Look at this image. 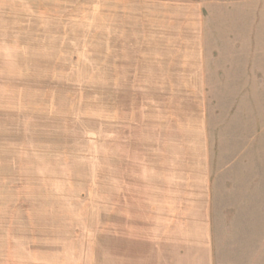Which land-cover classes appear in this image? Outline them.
Returning <instances> with one entry per match:
<instances>
[{
    "label": "rangeland",
    "instance_id": "rangeland-1",
    "mask_svg": "<svg viewBox=\"0 0 264 264\" xmlns=\"http://www.w3.org/2000/svg\"><path fill=\"white\" fill-rule=\"evenodd\" d=\"M215 4L218 10L234 8L236 34L244 35L249 27L251 60L249 71L236 64L242 69H235L231 84L213 87L208 102L202 103L206 117L199 122L206 131L200 173L206 172L210 181L201 205L210 207L209 220L252 228L244 231L262 237L264 0ZM82 24L43 38L41 68L6 69L0 99L6 188L17 195V203L57 221L60 254H83L94 239L113 240L116 206L160 204L162 171L185 173L183 164L168 159L154 166L160 159L147 148L159 142L154 138L160 121L166 135L172 131L169 118L157 114L174 103L163 100L159 87H132L124 74L116 75L114 59L109 62L108 55L99 52L97 38L82 36ZM219 24L230 28L226 21ZM197 199L190 197L186 207L201 211ZM174 202L170 199L169 205Z\"/></svg>",
    "mask_w": 264,
    "mask_h": 264
},
{
    "label": "crops",
    "instance_id": "crops-1",
    "mask_svg": "<svg viewBox=\"0 0 264 264\" xmlns=\"http://www.w3.org/2000/svg\"><path fill=\"white\" fill-rule=\"evenodd\" d=\"M217 1L0 0V99L6 69L41 68L43 38L82 22V36L97 38L99 52L109 62L114 59L116 75L124 74L132 87H159L163 100L174 103L157 114L169 118L172 138L160 121L154 138L159 142L147 148L160 159L154 166L168 159L183 164L185 171L173 176L162 171L160 204L116 206L113 240L94 239L83 254H60L57 221L17 203V195L6 188V162L0 159V264H264V236L244 231L252 228L215 223L209 220L210 207L201 205L210 181L206 172L200 173L206 131L199 122L206 117L202 103L213 87L231 84L235 69L244 64L249 71L251 60L249 27L246 35L236 34L234 8L218 10L213 7ZM5 147L2 134L4 154ZM193 196L201 211L186 207Z\"/></svg>",
    "mask_w": 264,
    "mask_h": 264
}]
</instances>
